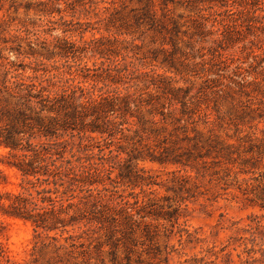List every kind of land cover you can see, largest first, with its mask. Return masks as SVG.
<instances>
[{
    "label": "clouds",
    "instance_id": "obj_1",
    "mask_svg": "<svg viewBox=\"0 0 264 264\" xmlns=\"http://www.w3.org/2000/svg\"><path fill=\"white\" fill-rule=\"evenodd\" d=\"M145 4L0 0V264H264V0Z\"/></svg>",
    "mask_w": 264,
    "mask_h": 264
},
{
    "label": "trees",
    "instance_id": "obj_2",
    "mask_svg": "<svg viewBox=\"0 0 264 264\" xmlns=\"http://www.w3.org/2000/svg\"><path fill=\"white\" fill-rule=\"evenodd\" d=\"M151 3V0H146L145 4V16L147 17V9ZM4 116L7 118V127H0V136H5V138L10 143H16L13 134L18 133L20 131H23L25 129L39 126L41 128H53L55 127V123H49L45 124V122L40 119L38 116H31L27 113H25L23 110H14L11 112H5ZM2 119V118H0ZM177 150L175 148H169L165 149V151L161 154L160 159L162 160H181L183 158V155H174V152ZM185 181H183L181 178L177 177L174 179V184L176 185V193L177 196L180 195V193L184 190ZM261 193L264 194V189H261ZM157 211H161L160 209H157Z\"/></svg>",
    "mask_w": 264,
    "mask_h": 264
}]
</instances>
